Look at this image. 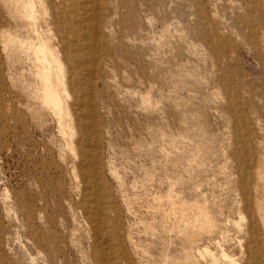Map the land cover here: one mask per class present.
Returning <instances> with one entry per match:
<instances>
[{
  "label": "rangeland",
  "instance_id": "1",
  "mask_svg": "<svg viewBox=\"0 0 264 264\" xmlns=\"http://www.w3.org/2000/svg\"><path fill=\"white\" fill-rule=\"evenodd\" d=\"M26 2L0 0V264H246L252 220L264 255V0H91L78 51L67 13L87 145L41 103Z\"/></svg>",
  "mask_w": 264,
  "mask_h": 264
},
{
  "label": "bare ground",
  "instance_id": "2",
  "mask_svg": "<svg viewBox=\"0 0 264 264\" xmlns=\"http://www.w3.org/2000/svg\"><path fill=\"white\" fill-rule=\"evenodd\" d=\"M53 1L54 2L51 0H27L25 5L28 12L27 18L30 23L36 22V19L39 17L37 14L39 11L42 14L41 18H43L47 26L50 27V30L56 31L55 44H51V42L46 39L41 40L40 43L36 45H32L33 54L36 58L35 73L41 88L40 100L41 103L48 108V110L59 118V125L63 134H65L67 130L69 133L73 134V126L66 123L64 120V117L68 115L66 107L69 106V103L66 100L68 98L70 99V106L72 107L74 105L81 107L83 110L82 117H85L86 120L81 122L82 124H80V119H76L75 121L79 128L82 127L84 129L85 137L83 138V143L87 145V132L93 133V130L91 121L88 119V115L84 110V107L88 106V102L86 100V87H84V83L82 82L85 76L81 75V58L76 56L77 58L74 62L75 68H73L69 62L70 57L65 51L70 47L72 50L78 51L84 46V44L79 41V38L76 37L77 30L83 28L79 23L80 20L78 19L80 14L76 11V9L77 6L80 5L81 10L84 12V10H86L84 9V6L87 4L89 5L91 0H57V3L56 0ZM67 13L70 14L69 35L71 36V44L68 48V42H65L67 38L65 36V29L63 26L64 16ZM59 17L61 20L58 21ZM78 141H80V139ZM91 165L93 164L91 163ZM249 214H251V212H249ZM194 219L196 222H199V224L197 223L198 226L205 227V225H214L211 218L208 217L205 211L202 210ZM249 229L250 238L245 240L243 244L247 255L246 264H264L263 250H261V244L258 235L256 234L257 224L254 220L250 223ZM205 252L209 253L207 250H205ZM101 253L102 252L99 251V254ZM228 262L233 264L230 259H228ZM212 264H215L214 260H212Z\"/></svg>",
  "mask_w": 264,
  "mask_h": 264
}]
</instances>
